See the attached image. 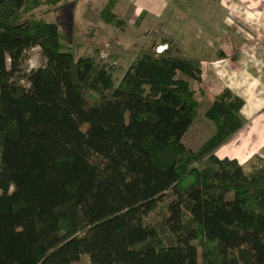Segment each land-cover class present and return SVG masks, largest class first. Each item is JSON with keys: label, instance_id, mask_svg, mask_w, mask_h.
I'll use <instances>...</instances> for the list:
<instances>
[{"label": "trees", "instance_id": "16d2710c", "mask_svg": "<svg viewBox=\"0 0 264 264\" xmlns=\"http://www.w3.org/2000/svg\"><path fill=\"white\" fill-rule=\"evenodd\" d=\"M59 2L0 0V264H264V159L216 155L244 125L243 99L217 95L214 133L188 147L199 60L153 44L116 81L100 49L77 57L35 15Z\"/></svg>", "mask_w": 264, "mask_h": 264}, {"label": "crops", "instance_id": "0c3cea01", "mask_svg": "<svg viewBox=\"0 0 264 264\" xmlns=\"http://www.w3.org/2000/svg\"><path fill=\"white\" fill-rule=\"evenodd\" d=\"M129 7L130 28L149 24L160 33L172 24L175 54L199 60L200 79L189 82L204 113L225 89L243 99L244 125L216 155L240 164L263 157L264 0H133Z\"/></svg>", "mask_w": 264, "mask_h": 264}, {"label": "rangeland", "instance_id": "374dc122", "mask_svg": "<svg viewBox=\"0 0 264 264\" xmlns=\"http://www.w3.org/2000/svg\"><path fill=\"white\" fill-rule=\"evenodd\" d=\"M132 3L133 0H60L55 5L48 4L36 9L35 15L57 23L67 41L73 45L77 57L95 55L100 49L98 56L115 67V78L119 81L134 58L154 42H168L173 46V51H176L172 24H168L160 33L149 24L139 30L130 28L126 13L131 11L129 5ZM108 4L113 5L112 11L124 19V28H119L105 19L103 11ZM166 48L167 44L156 47V52H162ZM42 62L41 50L36 47L28 60L29 70L38 68ZM199 104L200 112L198 110L196 124L184 136L185 144L194 150L198 149L214 130L213 123L205 117V103L202 101ZM262 158L264 159V156ZM165 211L166 203L163 202L147 220H161ZM76 264L91 263L88 256L83 255Z\"/></svg>", "mask_w": 264, "mask_h": 264}, {"label": "built area", "instance_id": "2783aa9c", "mask_svg": "<svg viewBox=\"0 0 264 264\" xmlns=\"http://www.w3.org/2000/svg\"><path fill=\"white\" fill-rule=\"evenodd\" d=\"M158 52H161L160 50H158Z\"/></svg>", "mask_w": 264, "mask_h": 264}, {"label": "bare ground", "instance_id": "6f19581e", "mask_svg": "<svg viewBox=\"0 0 264 264\" xmlns=\"http://www.w3.org/2000/svg\"><path fill=\"white\" fill-rule=\"evenodd\" d=\"M35 59H36V57H35Z\"/></svg>", "mask_w": 264, "mask_h": 264}]
</instances>
